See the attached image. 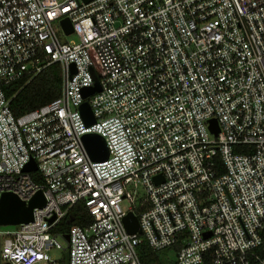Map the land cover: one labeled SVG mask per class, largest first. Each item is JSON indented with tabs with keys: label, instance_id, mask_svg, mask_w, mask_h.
<instances>
[{
	"label": "built area",
	"instance_id": "obj_1",
	"mask_svg": "<svg viewBox=\"0 0 264 264\" xmlns=\"http://www.w3.org/2000/svg\"><path fill=\"white\" fill-rule=\"evenodd\" d=\"M55 63L60 94L16 116L5 87ZM39 190L32 220L0 225L5 263L143 264L145 239L163 264H264V0H0V200ZM78 201L93 221L54 232Z\"/></svg>",
	"mask_w": 264,
	"mask_h": 264
},
{
	"label": "trees",
	"instance_id": "obj_2",
	"mask_svg": "<svg viewBox=\"0 0 264 264\" xmlns=\"http://www.w3.org/2000/svg\"><path fill=\"white\" fill-rule=\"evenodd\" d=\"M5 91L11 97L10 105L16 116L37 108L60 94V65L58 63L52 64L32 78L30 75H26L8 84L5 87ZM216 159L217 162H220L219 156H216ZM31 176L34 181L39 182L41 180L36 172H31ZM92 221L93 216L84 201H78L67 209L65 215L55 225L53 230L54 232L66 234L72 226H86ZM138 251L143 264H162L159 253L153 251L145 239L141 241Z\"/></svg>",
	"mask_w": 264,
	"mask_h": 264
},
{
	"label": "water",
	"instance_id": "obj_3",
	"mask_svg": "<svg viewBox=\"0 0 264 264\" xmlns=\"http://www.w3.org/2000/svg\"><path fill=\"white\" fill-rule=\"evenodd\" d=\"M63 25L68 33L72 32V25L70 21L64 20ZM73 72H76V68L73 65ZM96 77V76H95ZM97 79V78H96ZM101 90V85L96 80V83L92 87L84 89V96H88L95 91ZM81 113L87 124L95 122V116L92 107L88 101H85L80 106ZM210 127L217 133L219 131L217 121L211 120ZM85 146L93 160H104L109 155V149L105 138L98 133H86L83 136ZM37 164L34 160H31L26 167L25 171H35ZM46 199L42 192L39 190L29 201L22 200L18 195L12 192H6L1 196L0 200V225H15L21 222H28L33 219L34 207H41L45 204ZM55 219L53 216L50 221ZM125 227L128 232L136 233L140 232V223L138 217L134 212H128L124 217Z\"/></svg>",
	"mask_w": 264,
	"mask_h": 264
},
{
	"label": "rangeland",
	"instance_id": "obj_4",
	"mask_svg": "<svg viewBox=\"0 0 264 264\" xmlns=\"http://www.w3.org/2000/svg\"><path fill=\"white\" fill-rule=\"evenodd\" d=\"M75 36H70V39H73ZM135 186L138 188L139 192L142 193L143 188L141 184H135ZM123 206L129 205L128 201H124L122 203ZM1 227L3 228H9L11 226L9 225H2ZM62 244L64 247H67V243L65 241H62ZM63 254H65L64 250L61 249H52L50 251V255L53 259H58L60 258ZM176 257V254L173 251H163L160 253V262L163 264L165 262H169L171 260H173ZM0 264H9V263H5L1 258H0Z\"/></svg>",
	"mask_w": 264,
	"mask_h": 264
}]
</instances>
